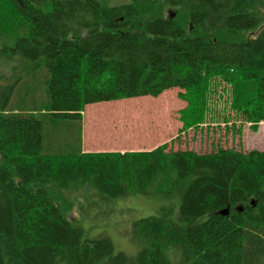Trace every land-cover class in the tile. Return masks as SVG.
<instances>
[{
  "label": "trees",
  "instance_id": "trees-1",
  "mask_svg": "<svg viewBox=\"0 0 264 264\" xmlns=\"http://www.w3.org/2000/svg\"><path fill=\"white\" fill-rule=\"evenodd\" d=\"M0 42L31 61L27 79L0 74V264H264V151L81 147L89 104H109L87 111L89 140L140 144L146 123L122 130L150 112L139 98L185 90L184 127L198 126L219 81L246 121L264 122V0H0ZM19 89L27 104L10 109ZM130 195L167 203L127 221L133 255L85 225Z\"/></svg>",
  "mask_w": 264,
  "mask_h": 264
},
{
  "label": "rangeland",
  "instance_id": "rangeland-1",
  "mask_svg": "<svg viewBox=\"0 0 264 264\" xmlns=\"http://www.w3.org/2000/svg\"><path fill=\"white\" fill-rule=\"evenodd\" d=\"M167 8V7H166ZM166 16H174L176 13L174 10L167 8L165 10ZM12 54L13 58H8L7 55ZM13 54L12 52H4L3 44L0 42V74H7L12 76V82L18 78H28V67L31 61ZM1 79V77H0ZM220 85L217 88H212L207 96L206 107L209 108L206 123H200L198 126L185 128V124L182 118V113L188 105V102L181 97V94H186L185 90L176 88L171 89L160 95L159 97L145 96V98H139L140 104L146 105L150 108V112L144 111V113H135L132 117L126 118V127L122 130L127 131L130 125L137 120L142 124L146 123L149 128L144 129L145 135L149 137L150 133L153 137L147 139H135L133 141L140 142V144H148L141 142V140L149 141L158 136L155 143L162 140H168V149L172 151L178 150H193L200 154L215 152L219 148L223 149H236L242 150L244 152L256 149L264 151V122L259 124H252L246 121L243 115L236 111V94L234 86L227 85L219 81ZM0 85L8 87L10 85L9 81L0 82ZM4 87V88H5ZM7 90L0 91V103L5 100V94ZM22 92L23 101L20 100V106H13V99L10 102V109H22L26 103L25 90H17L16 93ZM138 98V97H135ZM134 98H125L122 100L111 101V103H125L131 105L130 100ZM121 101V102H120ZM28 103H32L31 100ZM107 102H99L96 104H90L86 106L84 111L83 122V132L85 137L86 128V113L88 110L94 109V107L100 106L104 109L107 108L109 104L103 105ZM27 104V103H26ZM204 104V102H203ZM203 104L201 105L203 108ZM112 107V106H111ZM114 108V106H113ZM108 110V109H107ZM123 119V117H122ZM114 120V121H113ZM113 128H119V119H112ZM78 124V123H77ZM68 125L64 123L63 126ZM75 132L78 134V125L75 123ZM153 131H158L157 134ZM66 134V133H65ZM76 135L74 134L73 137ZM109 139L96 137L94 145H100V141L108 143ZM111 142L115 140H120L116 138H111ZM124 144H135L118 141ZM151 144V145H153ZM165 144V143H164ZM163 145V144H162ZM66 195H68L66 193ZM71 199V198H69ZM96 201H92L89 205L93 208L95 207ZM167 205L163 201H157L153 196H142V195H130L119 199L117 203L114 204L115 212H110L107 218L104 219L106 209L102 208L94 212V222L91 224L86 223L85 225L89 228L93 226L89 231L90 238H100L105 235V232H109L112 241L116 246V250H123L128 254H135L136 248L131 240L126 235L127 233V221L130 218L141 217L146 215L156 214L158 209ZM96 206H100L96 204ZM104 207V206H103ZM124 209V211L122 210ZM73 216L77 217V208L73 211Z\"/></svg>",
  "mask_w": 264,
  "mask_h": 264
},
{
  "label": "crops",
  "instance_id": "crops-1",
  "mask_svg": "<svg viewBox=\"0 0 264 264\" xmlns=\"http://www.w3.org/2000/svg\"><path fill=\"white\" fill-rule=\"evenodd\" d=\"M94 104H96V103H94ZM103 105H105V104H103ZM85 109H86V107H85ZM82 115L84 118V112ZM114 131L115 132L117 131L116 127L114 128ZM83 135H84V132H82V146H81L83 153H100V152L125 153V152L152 151V150L158 148L159 146H161L162 144L168 142V140H162V141L157 142L156 144H153V145H151V144H124L121 142L118 143V141L115 140V141H112L110 143L100 142V145H94V143H96V142L91 141L87 138L88 136H87L86 128H85V137Z\"/></svg>",
  "mask_w": 264,
  "mask_h": 264
},
{
  "label": "water",
  "instance_id": "water-1",
  "mask_svg": "<svg viewBox=\"0 0 264 264\" xmlns=\"http://www.w3.org/2000/svg\"><path fill=\"white\" fill-rule=\"evenodd\" d=\"M252 202H253L252 204H254V201H252ZM238 210H239V212L243 211V207H240ZM229 212H230V207H227V208H224V209L218 211L219 214H222L225 216L229 215Z\"/></svg>",
  "mask_w": 264,
  "mask_h": 264
}]
</instances>
